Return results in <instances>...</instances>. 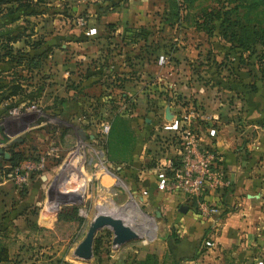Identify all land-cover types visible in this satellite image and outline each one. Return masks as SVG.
<instances>
[{"label": "rangeland", "instance_id": "1", "mask_svg": "<svg viewBox=\"0 0 264 264\" xmlns=\"http://www.w3.org/2000/svg\"><path fill=\"white\" fill-rule=\"evenodd\" d=\"M149 1L141 9L144 19L132 27L137 33L133 40L110 42L122 52L117 60L104 37L84 48L90 50L85 65H79L83 56L73 54L78 47L71 42L65 45L70 50L50 48L34 58L35 51L22 39H6L17 33L25 41L39 38L40 48L50 38L56 45L61 42L57 35L35 29L36 22L48 17L41 16L47 12L44 1L0 0V147L12 151L11 160L0 158V244L7 251L0 264H140L146 257L143 261L174 264L161 219L145 200L138 166L115 168L109 160H138L132 154L136 146L141 160L151 152L153 163L154 153L170 144L171 136L166 138L157 125L170 107L179 120L189 119L188 126L210 120L217 133L228 123L240 134L235 143L252 134L244 115L251 87L264 80L257 67L259 49L243 52L218 35L216 19L204 18L227 0H179L177 17L170 14L168 0ZM6 45L11 47L8 55ZM95 49L100 52L88 56ZM109 62L115 72L106 68ZM160 92L163 100H158ZM148 118L153 125L145 122ZM169 151L166 156L175 158ZM99 170L114 176L100 177ZM98 214L118 220L135 238L113 245L112 227L102 224L87 245L89 256H77L75 251L84 247L79 242ZM46 219L49 225L41 223Z\"/></svg>", "mask_w": 264, "mask_h": 264}, {"label": "crops", "instance_id": "2", "mask_svg": "<svg viewBox=\"0 0 264 264\" xmlns=\"http://www.w3.org/2000/svg\"><path fill=\"white\" fill-rule=\"evenodd\" d=\"M43 1L47 12L41 13V16L48 17L36 22V31L49 32L61 39L57 45L50 41L51 38L49 42L46 41L53 50L65 52V47L70 50L71 46H65L70 44L67 42L77 45L74 46L78 48L73 54L79 52L78 55L84 58L78 59L77 64L85 65L84 54L90 49L84 48L90 46L92 40L97 41L106 37L109 47L111 41L128 40L129 36L126 32L135 27V23L144 19L145 13L141 9L146 7V2L149 0ZM78 18L83 21L82 26L77 23ZM63 39L66 40L65 44H62ZM116 46L113 44V47L107 50L112 49L109 53L111 57L116 55L114 59L117 60L122 52L120 47L115 48ZM92 52H100V50H92L88 56H91ZM59 64L61 65L62 62ZM68 64L64 67L67 68ZM105 66L111 68L112 72L116 71L110 62ZM187 85L189 82H186ZM253 85L254 91L246 96L248 106L244 115L245 123L252 126V134L248 139L235 143V139H240V134L236 135L228 123L217 133L210 126V120L199 122L198 125L196 122L190 123L188 126L185 123L189 119L179 120V116L175 114L177 110L173 114V108L170 107L167 109V117L165 111H162V118L157 124L166 134V138L168 135L171 136L170 139L167 138L170 144L163 152L158 150L156 154L154 153L153 163L149 160L152 153H144V158L141 160L140 147L136 146L132 148V154H137L138 160L134 157H131L129 162L118 158L109 160V164L115 168L116 166L120 168L121 165H128L129 168L138 166L137 173L142 177L141 185L145 189L147 198L145 200L153 206L155 216L161 219V229L167 233L166 242L171 260L176 264H264V80H256ZM68 91L64 88L63 95H68ZM157 95H159L158 100L165 98V94L161 92ZM147 120L146 123L153 125V120L151 122L149 118ZM185 127H188L198 138L200 145L218 151L228 179L229 184L224 187L225 190L222 188L204 197L206 202L215 204L217 208V213L209 217L198 214L183 194L169 193L162 187L163 173L167 170L166 152L170 150L177 153L176 151L182 148L180 133ZM172 139L175 142H172ZM143 144L145 145V142ZM175 155L177 159L179 156ZM96 173L100 177L107 176L108 173L114 176L108 171L99 170ZM182 205L186 206L183 211L180 210ZM41 223L49 225L47 219ZM146 230L145 227L141 233H146ZM126 242L128 241L118 245ZM110 243L115 245L112 237Z\"/></svg>", "mask_w": 264, "mask_h": 264}, {"label": "built area", "instance_id": "3", "mask_svg": "<svg viewBox=\"0 0 264 264\" xmlns=\"http://www.w3.org/2000/svg\"><path fill=\"white\" fill-rule=\"evenodd\" d=\"M180 140L183 145L175 153L179 156L177 164L166 158L162 187L169 193L183 194L198 214L204 217L216 214V205L206 202L204 197L228 184L222 158L214 148L200 145L188 127L180 133Z\"/></svg>", "mask_w": 264, "mask_h": 264}, {"label": "trees", "instance_id": "4", "mask_svg": "<svg viewBox=\"0 0 264 264\" xmlns=\"http://www.w3.org/2000/svg\"><path fill=\"white\" fill-rule=\"evenodd\" d=\"M36 3H40L43 0H33ZM182 1V0H180ZM187 3L192 0H184ZM179 0H168V5L170 6L169 11L170 14L178 16L179 12ZM239 7L243 8V12L239 14L237 9ZM257 11L253 14V16H249V12L252 10ZM204 18L206 21H211L212 18L216 19L217 24V33L218 35L225 39L226 41L233 43L236 47H238L243 52H247L251 54L256 51L257 47L259 49V54H257V67L260 70L261 74L264 75V68L262 67V63L264 64V0H247L243 2V0H234V2L227 0V2L222 5L219 4L217 8H212L208 12L204 13ZM200 30H204L203 28H199ZM131 34L129 33L128 42L133 40V36L137 33L135 29H129ZM128 31V32H129ZM134 31V32H133ZM205 32H209L208 29L204 30ZM23 36L20 34H13L8 36L6 39L9 41H17L22 39L23 43H25L31 50L35 51L34 58H37L40 55L43 56L44 53L48 52L50 47H41V39L28 41L22 38ZM11 47L6 45L4 49V53L6 55L10 54ZM37 63V62H36ZM31 65H35L36 64ZM251 88H254L252 86ZM174 165L177 164V159L174 157L170 158ZM229 184V183H228ZM226 188H223L225 190ZM73 212H76V208H73ZM97 246V241H94V248ZM145 258L140 260V264L143 262H151L150 264H154L155 260L143 261ZM149 259V257H146ZM145 259V260H146ZM7 260V251L4 245L0 244V262ZM176 264V262H174Z\"/></svg>", "mask_w": 264, "mask_h": 264}, {"label": "water", "instance_id": "5", "mask_svg": "<svg viewBox=\"0 0 264 264\" xmlns=\"http://www.w3.org/2000/svg\"><path fill=\"white\" fill-rule=\"evenodd\" d=\"M165 116L167 117V112L165 113ZM185 207H186L185 205L180 206V210L183 211ZM102 224H107L112 227V234H113L112 242L114 243H121L135 238L134 232L129 228H125L124 225H119L118 220L111 221L110 219L105 218V216L98 214L94 217L93 220H91V222H89L87 232L85 233L84 238L79 242L84 247L75 251L76 253L74 252L75 254H77V256L84 258L89 256L90 249L89 246L87 245L90 244L92 235L96 230V228H98Z\"/></svg>", "mask_w": 264, "mask_h": 264}, {"label": "flooded vegetation", "instance_id": "6", "mask_svg": "<svg viewBox=\"0 0 264 264\" xmlns=\"http://www.w3.org/2000/svg\"><path fill=\"white\" fill-rule=\"evenodd\" d=\"M0 149H1V151H0V158H3V159H5V160H7V161H9V160H11V157H12V151L11 150H9L10 148H7L8 150V153L7 152H5L4 151V148L3 147H0ZM5 154H6V156H5Z\"/></svg>", "mask_w": 264, "mask_h": 264}]
</instances>
